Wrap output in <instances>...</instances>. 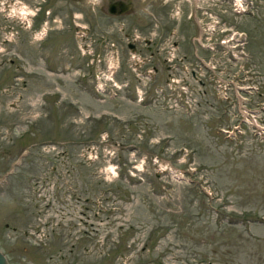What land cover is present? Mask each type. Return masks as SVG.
I'll use <instances>...</instances> for the list:
<instances>
[{"label": "rangeland", "instance_id": "374dc122", "mask_svg": "<svg viewBox=\"0 0 264 264\" xmlns=\"http://www.w3.org/2000/svg\"><path fill=\"white\" fill-rule=\"evenodd\" d=\"M22 1L27 4L34 0ZM262 2L255 9L261 17H243L241 24L240 15L229 10L232 25H241L249 34V55L234 62L236 47L227 49L217 44L215 49L200 51L202 58L195 61L194 68L198 61L225 67L222 76L230 80L231 94L229 100L222 98L225 102L217 100L216 84L210 77H205V84L199 87L194 84L193 88L192 83L187 95L195 99L190 116L178 109H160L151 101L148 106H140L133 100L130 90L136 82L126 67L131 53L124 45L118 72L113 76L120 85L118 94L101 101L92 99L89 78L78 86L79 80L75 78L77 84L72 82L74 74L69 71L62 75L49 72V79L55 80L51 83L56 84L43 87L55 90L62 78L71 102L61 99L50 106L43 96L38 97L43 84L30 81L29 76L32 65L43 60L35 50L23 55L20 63L14 56L11 64H0V86L7 87L0 89V250L8 264H24L22 258L41 260L38 258H48L49 253L52 258L58 254L84 258L85 264H264ZM154 11L159 26L152 29L160 28V34L166 35L161 28L170 25L171 18L159 6ZM148 20L146 16L138 23L142 26ZM221 23L227 24V20ZM146 30L136 32L147 36ZM65 32L63 50L55 48L52 53L55 65L70 63L79 68L78 73L85 71L88 76L91 67L85 63L87 56H78L79 51L73 48L78 38L73 32ZM89 41L86 38L85 42ZM137 45L140 52L134 55L142 59L151 48L143 40ZM89 51L92 54L88 56L94 58L100 52L84 48V53ZM157 58L154 54L147 63H157ZM147 63H142L140 69ZM25 68L23 75L20 72ZM236 69L244 72L236 75ZM5 73L12 75L5 77ZM15 74L26 79L25 87L20 86V76L13 78ZM149 93L144 98L151 96ZM238 94L244 101L234 98ZM240 104L245 113L238 111ZM233 120L236 127L231 132L218 129L229 128ZM63 138L69 142H62ZM20 146L26 149L25 154ZM51 165L56 171L53 175L48 173ZM44 175L53 179L46 182ZM56 180L64 184L61 190L68 191L69 200L77 192L89 196L85 213H77L76 206L74 215L68 214L73 204L67 199L54 200L44 209L41 202L35 207L33 201L32 207L30 183L37 193ZM12 210L22 226L39 224L43 228L41 236L35 229L24 232L20 228L17 239L11 238L3 222ZM33 212L34 217H42L43 224L34 219ZM51 212L55 213L53 220ZM63 214L64 221L60 218L53 223ZM60 222L66 224L58 226ZM73 225L80 230L83 226L85 234ZM72 228L80 237L69 245L66 231ZM38 237L42 241L36 248L31 240L38 241Z\"/></svg>", "mask_w": 264, "mask_h": 264}, {"label": "flooded vegetation", "instance_id": "af4514ba", "mask_svg": "<svg viewBox=\"0 0 264 264\" xmlns=\"http://www.w3.org/2000/svg\"><path fill=\"white\" fill-rule=\"evenodd\" d=\"M262 1L251 0L249 8L239 16V18L241 17L240 24L244 21L243 17L247 19L261 17V14H256V10L260 7L259 4L261 2L264 3V0ZM2 4L3 0H0V64L5 61L11 64L14 56H16L19 61L18 63H20V61L24 60L22 57L23 55H27L28 53L31 55L30 51L34 50L36 53L41 54L43 60L40 64L32 65L30 71L32 70L33 73L29 74V76L31 77L30 81L43 84L37 91V95L38 97L40 95L43 96L48 102L61 101V99H67L66 102L71 100L69 94L66 95L67 87L63 86L65 81L62 78L59 79V85L55 86V90L53 88L44 89L43 87L44 84L49 86L52 84V81H55L54 79L50 80L48 77L50 70L56 69L60 71L59 74L61 73L62 75L63 72H67L74 67V65L65 62H60L57 66L55 65L56 63H54V57H52L55 48L59 49L58 52L63 50V46L65 45V31L74 33L77 29H82L83 43L88 47V50H99L101 53H116L122 59V54H124L122 51L123 45L128 49L138 48L137 44L142 39H138L137 41L133 39L135 37L142 38V35L136 31L147 29L145 32L150 33L152 28L159 26L154 11L157 6L162 8V13L167 12L168 16L171 18V24L161 28L162 31L174 34L180 49L189 50L195 44L194 37L198 33L196 20L198 17L204 20L208 18V15L203 13H215L220 20H227L228 26L234 24L229 18L227 0H34L27 2L28 7H30V19L28 20L22 17L19 22H17V17L15 16L5 19L2 12ZM146 16L150 21L148 20L146 23L144 21L142 26H140L138 20L140 18H146ZM75 18L79 21H76ZM3 20L6 22L5 24ZM136 21L138 23L137 25H135ZM239 28H242L249 38L247 30L241 27V25H239ZM159 29L156 31L162 36ZM135 32L137 34H135ZM86 38L90 39V41L85 42ZM146 44H148V42H146ZM67 48L70 49L71 47L68 46ZM73 48L78 51L77 45L75 47L73 46ZM16 49L17 54L15 51ZM18 63L13 67H17ZM25 71L26 68L20 73L25 75ZM10 75H12V73H5V77ZM17 76H20V86L25 87L26 79L21 77V74H15L13 78L17 79ZM81 82H78V86H83ZM53 84H56V82ZM0 89L4 91L7 87L4 88L0 86ZM94 95L95 100L99 101V95ZM62 142L67 143L69 140L68 138H63ZM19 149L21 152L24 151V154L27 152L24 147L21 148L20 146ZM43 160L42 157L41 162ZM52 168L53 165H51V169L48 172L49 175H53L54 173V169ZM17 175H19L18 172ZM1 179L2 177L0 181ZM80 198L82 201H80ZM88 201L89 197L86 194L84 195V192L83 196L78 194L76 199L74 198L73 204L77 206V213H85V209L89 208L85 205ZM31 205L33 207L32 202ZM14 210L8 214L7 220L3 222L4 229L7 230L6 233L9 236L11 234V238L17 239V230L20 228H22L24 232L38 229V224L35 222L26 223L23 226L18 223L17 217L15 218L17 215L13 213ZM34 215L33 212V217ZM96 215L97 211H94V216ZM78 217L81 221V216ZM10 219L12 220L8 221ZM80 231L85 234L86 230L82 226V230ZM52 234L53 233L50 235ZM62 234L64 235V233ZM77 235L78 234L69 232L67 243L69 245H74L73 241H75L77 237H80ZM45 242H47V240ZM39 245H36V248H39ZM52 256L53 255L49 253L47 256L48 258H38L41 260L22 258V262L24 264H85L84 258H63L59 254L56 255L57 258H52ZM79 259L80 261H78Z\"/></svg>", "mask_w": 264, "mask_h": 264}, {"label": "built area", "instance_id": "2783aa9c", "mask_svg": "<svg viewBox=\"0 0 264 264\" xmlns=\"http://www.w3.org/2000/svg\"><path fill=\"white\" fill-rule=\"evenodd\" d=\"M231 3V7L236 12L243 11L246 6V0H229ZM5 4L3 8L5 9V13L13 14L17 16L18 10V2L17 0H4ZM209 18L207 20H204V22H201V34H202V40L206 43L207 47L209 49H215L217 46L216 44H222L225 48L229 49L230 47H236L237 51L234 52L233 49V58H235L236 62L240 56H243V50L241 48V53L238 55V46L240 45L242 47L243 45V34L240 31H231L229 34H222L221 30L223 29L222 24H220V20L215 14L208 15ZM224 54V53H223ZM131 57L134 58V62L131 65V68L135 71V74L140 79V82L142 86H139L136 88L137 93V99H140L144 94V84L146 81L150 78V75L152 73V67L146 66L142 70L138 69V66L141 65L143 62V58L139 59L137 56L134 55V53L130 54ZM172 56L169 55L167 57L168 61L171 60ZM141 60V61H140ZM232 64V62H230ZM171 68L169 69V72L166 74V79L164 82L155 85L153 87L152 91V102L161 106V107H169V108H175V109H181V110H192L193 103L195 102V99L192 97L189 98L187 95L188 93H191L192 91V83L193 80L191 79L189 75V70L194 69L197 73V77L203 76L205 73V70H200L201 68L197 67L196 69L191 66L188 68L187 66L183 67H177L176 64L173 62L170 64ZM106 71L111 72L112 71V62L108 59L106 62ZM225 71V67L223 69L219 68V71L214 74L213 76L207 75V78L213 79L214 83L216 84V93L222 98H225L226 100H229L230 98V87L231 85L230 80L227 78H223L222 74ZM239 71H242L240 69H236L235 73L238 75ZM235 76V75H234ZM194 85V83H193ZM195 88V85L193 86ZM249 88H254L253 86H249ZM223 92H226L225 94H222ZM234 97V96H233ZM237 101L241 102L244 101V97L240 94L237 95V97H234ZM241 107L237 106L238 111H241L242 113H245V107L243 104H240Z\"/></svg>", "mask_w": 264, "mask_h": 264}, {"label": "water", "instance_id": "95a60500", "mask_svg": "<svg viewBox=\"0 0 264 264\" xmlns=\"http://www.w3.org/2000/svg\"><path fill=\"white\" fill-rule=\"evenodd\" d=\"M6 257L3 255L2 250H0V264H7Z\"/></svg>", "mask_w": 264, "mask_h": 264}]
</instances>
